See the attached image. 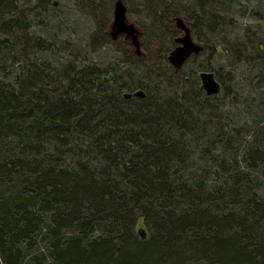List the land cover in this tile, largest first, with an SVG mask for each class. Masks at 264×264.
<instances>
[{"label": "trees", "instance_id": "obj_1", "mask_svg": "<svg viewBox=\"0 0 264 264\" xmlns=\"http://www.w3.org/2000/svg\"><path fill=\"white\" fill-rule=\"evenodd\" d=\"M139 1L155 31L179 17L194 35L200 22L215 32L231 11L225 0ZM16 9L0 0V264H264V131L238 153L208 104L218 96L196 84L206 68L182 72L198 56L177 73L169 48L124 76L77 58L56 65ZM233 41L235 60L264 74V39L251 41L254 57ZM136 90L145 98H123Z\"/></svg>", "mask_w": 264, "mask_h": 264}, {"label": "rangeland", "instance_id": "obj_2", "mask_svg": "<svg viewBox=\"0 0 264 264\" xmlns=\"http://www.w3.org/2000/svg\"><path fill=\"white\" fill-rule=\"evenodd\" d=\"M115 1L11 0L17 8L16 13L19 12L24 16V20L28 21L29 32L51 43L52 52L40 56L56 65L66 63L69 58H77L78 62L85 60L86 63L94 64L101 69H111L116 71L117 75L124 76L135 73V70L145 65L147 60H154L158 54H164L169 48L167 53L165 52L167 57L174 49L172 39L181 36L174 21L165 22L161 31L159 29L155 31L150 19L145 18L141 1L128 0V3H125L127 22L133 24L141 34L139 37L143 54L141 59L134 54V48L125 35H119L115 41L109 36ZM188 1L174 0V4L181 6ZM212 1L205 0V3L209 4ZM225 2L231 11L218 16L226 26L212 32L216 24L209 22L195 24L196 35L191 31V36L194 42L206 48V52L185 65L182 72L188 75L200 67L206 68L201 71L212 72L215 78L218 74L216 80L222 85L220 95L216 99L208 100V104L218 105L223 122L239 136L238 153L242 154L250 144L255 131H264V105L260 107V102L264 103V74L258 72L255 65L244 62L243 56L239 57L241 62L235 60L228 47L229 42L236 39L233 43L245 44L242 49L247 55L256 56L257 53L250 43L264 39V20H261L260 16H255L252 10L264 11V0ZM245 31H250L248 34L253 37H245ZM217 46L220 47L219 53L216 51ZM237 46L235 45V48ZM196 84L199 87V79ZM222 92L224 94L221 97ZM181 94L182 91H178L176 96ZM142 220V218L136 220L134 231L142 229L147 237V228Z\"/></svg>", "mask_w": 264, "mask_h": 264}, {"label": "water", "instance_id": "obj_3", "mask_svg": "<svg viewBox=\"0 0 264 264\" xmlns=\"http://www.w3.org/2000/svg\"><path fill=\"white\" fill-rule=\"evenodd\" d=\"M126 11L127 9L122 0L114 2L109 36L115 41L119 35H125L134 48V54L139 57L142 54L139 42L140 32L133 24L127 22ZM173 21L181 36L174 39L176 46L169 52L167 63L177 73L181 71L191 57L199 56L203 51V47L193 41L189 28L181 18L176 17ZM198 79L199 87L207 97L220 95L221 85L212 72H199ZM132 97L143 99L145 93L142 90H136L132 93L123 94L124 99H131ZM136 234L141 240L146 239L145 232L142 229H139Z\"/></svg>", "mask_w": 264, "mask_h": 264}]
</instances>
